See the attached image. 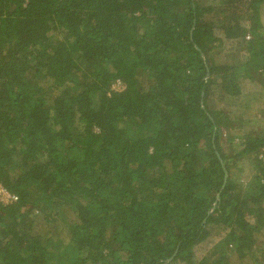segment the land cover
Returning a JSON list of instances; mask_svg holds the SVG:
<instances>
[{
    "label": "trees",
    "instance_id": "16d2710c",
    "mask_svg": "<svg viewBox=\"0 0 264 264\" xmlns=\"http://www.w3.org/2000/svg\"><path fill=\"white\" fill-rule=\"evenodd\" d=\"M263 8L0 0V264H264Z\"/></svg>",
    "mask_w": 264,
    "mask_h": 264
},
{
    "label": "rangeland",
    "instance_id": "374dc122",
    "mask_svg": "<svg viewBox=\"0 0 264 264\" xmlns=\"http://www.w3.org/2000/svg\"><path fill=\"white\" fill-rule=\"evenodd\" d=\"M261 20H262V23L264 25V8L262 9V12H261ZM227 46H230V44L227 45ZM244 87L246 88V91L248 92V94L249 93H253V92L259 90V88H257V85L255 83H248V82H246L245 85H244ZM115 89L116 90H119L120 87L119 86H116ZM251 100L249 102H250V104L252 103V105H251L252 108L249 106V108L251 110L249 112H246V118L249 117V116H250V118H252L253 115L256 116L257 113H258L259 116H261V117H256V119H260L261 122H262V124L264 125V122H263L264 121V118H262V115H261V109L264 110V98L261 101H254V102H252ZM211 103H212V108L213 109H219V108H223L224 107V106L222 107V104L219 101H212ZM243 173H244V175L245 174L246 175L249 174V172L246 171L245 169H244ZM243 179H244V177H243Z\"/></svg>",
    "mask_w": 264,
    "mask_h": 264
},
{
    "label": "built area",
    "instance_id": "2783aa9c",
    "mask_svg": "<svg viewBox=\"0 0 264 264\" xmlns=\"http://www.w3.org/2000/svg\"><path fill=\"white\" fill-rule=\"evenodd\" d=\"M17 198L13 195H11L7 190H5L1 185H0V201L8 204L13 201H15Z\"/></svg>",
    "mask_w": 264,
    "mask_h": 264
}]
</instances>
